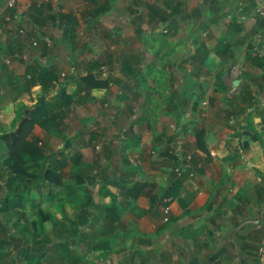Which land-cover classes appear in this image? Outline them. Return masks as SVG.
<instances>
[{
  "label": "crops",
  "instance_id": "0c3cea01",
  "mask_svg": "<svg viewBox=\"0 0 264 264\" xmlns=\"http://www.w3.org/2000/svg\"><path fill=\"white\" fill-rule=\"evenodd\" d=\"M26 1L18 0L9 8L8 0H0V90L10 87L9 99L16 106L13 120L19 105L33 107L43 94L40 82L30 89L26 88V83L38 69L35 60L44 45L46 49V41L47 44L52 41L50 32L58 30L61 33L63 28L68 30L62 33L64 39H71L74 44L78 34H84L81 30L87 32L86 27L91 31L101 25L100 21L106 26L110 23L109 34L119 40L116 42L120 43V38L124 39L122 36L127 37L126 52L139 55L152 53L150 48L157 44L152 39L162 37L160 44L164 50L176 56L163 64L171 77L168 84L183 87L200 85L196 76L204 68H212L213 57L225 59L216 50L217 44L230 45L225 56L233 46L243 44L251 33L264 45L261 40L264 38V19L256 11L258 0H95L94 3L90 0H57L31 9L25 7ZM119 3L128 6L130 18L120 17ZM59 13L66 17L63 26ZM34 41L39 44L38 48L31 46ZM75 48L73 45L70 49L74 52ZM111 48L123 49V46L114 44ZM55 71L59 75L61 70L56 68ZM69 72L74 75L75 68L70 67ZM136 72L134 83L139 84L143 78ZM234 80L232 77L227 83L232 87ZM58 81L59 77L54 80V86ZM62 83L66 87L69 84L61 81L59 85ZM241 84L243 90L248 85L245 80H240L239 86ZM78 86L76 84L73 92L67 91L76 93ZM109 87L92 88L91 94L104 98ZM117 88L113 85V92L116 93ZM237 88L232 87L233 91ZM58 89L52 88L47 98L54 99ZM252 91V103L260 104L259 111L244 104L240 97L239 103L230 111L217 113L207 109L208 117L217 119L214 124L196 125L198 129L194 126L188 135L187 130L177 136L174 130L163 131L160 138L165 144L159 149L150 137H146L149 144L138 146L142 138L138 140L139 136L136 138L127 129L121 131L125 127L118 128L114 124L108 126L105 122L98 130H89L80 143L84 147H98L105 158H108L105 153L117 152L113 147L121 135H130V145L135 147L123 150L122 164L118 163L116 168L110 165L108 173L104 170V180L114 182L108 184L111 194L107 193V188L105 193L99 190L102 182L97 184L99 187L94 192V197L97 193L107 198L103 209L107 223L94 225L91 220L87 225H80L78 234L73 233L78 226L74 225L71 237L62 239V235L46 244L50 255L42 263L261 264L258 250L264 241V92ZM30 93L32 99L27 103L25 97ZM22 94L25 96L21 97ZM211 94L206 96L208 102ZM174 95L179 103L174 106V117L185 112L181 110L187 107L186 101L193 112L200 115L196 110L202 104L197 105L200 95L187 97L183 92L172 93L170 97L174 98ZM240 103L241 109L237 107ZM9 105V100L0 101L1 110ZM33 129L35 132H31L30 137L46 131L39 125ZM140 132L137 133L141 135ZM92 134L97 135L93 142L90 141ZM176 137L181 138L180 145L176 144ZM177 149H182L186 158L180 173L176 171L178 161L170 155H175ZM113 158L115 156L110 157L111 163ZM137 182H146L143 192L136 196L132 191L128 195L127 190L133 189ZM165 207L170 208L168 220H165ZM70 227L66 225V229ZM4 257L10 263L13 257L16 264L27 263L20 254ZM0 261V264L8 262L2 257Z\"/></svg>",
  "mask_w": 264,
  "mask_h": 264
},
{
  "label": "rangeland",
  "instance_id": "374dc122",
  "mask_svg": "<svg viewBox=\"0 0 264 264\" xmlns=\"http://www.w3.org/2000/svg\"><path fill=\"white\" fill-rule=\"evenodd\" d=\"M121 2H123V0H121ZM119 4H121L120 17L125 19L130 18L128 15V6L123 3ZM100 22L101 25L97 26L95 23H90L92 26L97 27L96 30L89 31L87 27V32L81 30V32L84 31V34H78V38L75 39L74 44L72 42L73 40L64 39L62 35L64 31H61V33H59L58 30L50 32L52 36L50 35L49 37L52 41L48 44L46 41V49H44V45L41 50L42 53L35 60V68L38 67L36 71L52 70L54 67L61 70L58 76L59 83L54 87H50L51 89H57L61 81H67V84L69 83L67 89L73 92L76 88V84H80V82L77 81H80L83 76L88 75L89 71H91L90 69H92L93 74L98 79L109 81L110 87L109 90L106 91V96L104 98L93 96L91 94V89H86L85 86L82 85V89H80L79 92L78 89L76 90L75 102L70 106L69 110L66 111V116L62 124L59 127H52L50 130L41 131L38 135L40 145L44 148L56 152L63 150L66 152V155L70 157L77 154V152H81V163L80 165L76 164V168L78 167V169L83 168L80 166H91V171H93V173L100 170L103 172L105 170L108 173V171L111 170L110 165L116 168L119 164H122L121 157L123 150L125 151L127 148L135 147L134 145H130V135H121L122 137L118 139V144L116 147H113L117 149V152H115V154L112 152L111 155L105 153V156H108L109 159L115 156V158H113L114 162L111 163V159L109 160L107 157L105 158L101 155V149L98 147L89 146V148L82 146L80 143L81 138L86 135L89 130L96 131L100 127H103L101 125L105 122L108 126L114 124L117 125L118 128L125 127V129H121V131L127 129L128 133L134 134L136 138L139 136L138 140L142 138L141 143L138 141V146L143 145V143L144 145L145 143L146 145L149 144L146 137L153 138V142L157 143L154 146L159 149L165 144L160 138V133L163 131L174 130V135L177 136L178 133L187 130L186 135H188L193 130H191V128L200 127L201 125L207 126L206 123L211 126L214 124V120H217L216 118L213 119L211 115L208 117V112H206L207 109L208 111L214 109L213 111H217V113L221 110L230 111L239 103L241 92L245 89L248 91L256 89L258 93L264 92V45H261L260 41L255 39L254 33L249 34L243 44L233 46L225 59H219L216 56L213 57L211 62L212 68H204L201 74L196 76L201 81L200 85L196 86L191 84L183 87L179 85L174 86L173 83L170 85L168 84V79L171 77L163 64L176 56L173 57L172 53L168 54L166 52L167 50H164V47L160 44L162 37L152 39L154 44L157 43L150 48L152 53L143 55L130 54L126 52L127 48H124L128 38L122 36L124 39L120 38V43H117L116 41L119 40L109 34L110 29L108 25L111 24L106 23V26L102 21ZM54 35L55 37H53ZM261 40L263 41L264 38H261ZM114 44H121L123 49L116 48L114 50L111 48ZM73 45L76 47L74 52L70 49ZM38 46L39 44L35 45L36 48H38ZM70 67L75 68L74 75H70ZM128 68L130 71H128ZM141 70L144 72H141ZM136 71L139 72L140 78H143L139 84L134 83L135 77L137 76ZM196 72L197 71L193 73ZM232 77L242 81L245 80L248 84L247 87L243 90V85L241 84L238 86L237 90L233 91L232 87L235 85L233 84L231 87V84L227 83ZM169 81H171V79ZM252 84L254 86H252ZM113 85H116V88L118 87L116 93L115 91L113 92ZM83 91H85V94H82L84 93ZM183 92L186 93L187 97L193 94L200 95L197 105L199 103L202 104L199 108L198 106L196 107L200 115H196L193 109L189 107L191 106L189 102L186 101L187 107L181 110L182 113L185 110V115L181 113L182 115L179 117H174V108H176L174 106L179 105V103L175 95L174 98H171L170 95H172V93L180 94ZM208 93H212L209 96L210 102L206 99L208 98L206 97ZM25 94H22L21 97L25 96ZM249 94L251 93H247V95ZM10 95V87H6L2 92L0 90V101L9 100L10 102V105L6 109L1 110L0 108V132L15 129L12 120L16 106H14L12 100L10 101ZM100 95H103V92H100ZM25 99L28 103V100L32 99L31 93L30 96H26ZM243 102L244 104H248L246 101ZM241 106L242 104L240 103L237 107L241 109ZM252 106L256 111L261 109L260 104L256 103V101H254V105ZM35 129L31 132H35ZM138 130L139 132L142 131L140 132L141 135L137 133ZM31 132L29 133V138ZM122 138H125V140ZM172 141L174 144V140ZM177 141L176 144L180 145L182 140L181 138H177ZM94 145L97 144L94 143ZM99 145L101 146L102 144L99 143ZM179 150L180 149H177L175 152ZM52 155L53 153H51V156ZM6 157H8L7 150H0V168L6 166L4 163ZM72 165H74V162L70 161L69 168H71ZM140 170L141 169H139V171ZM66 175L70 176L66 180L68 184L69 180L72 179L71 176L73 173L67 172ZM98 187V185L95 186V192ZM70 193L71 192L67 189L65 192H57L56 196L57 198L60 196H68ZM0 196H3L1 188ZM106 200L107 198H103L102 195L96 193L94 202L87 206V209L91 211L90 213H92V215L95 214L98 216L99 221L91 218V220L97 223L95 225H104L107 223V216L103 211V209L106 208ZM35 201L40 202L42 208L50 211L55 216L54 222L56 224L49 220L45 225V232L47 236L52 239L45 241L46 238H44L42 242L48 244L52 242L53 239L62 237V235H64L62 239L71 237L70 232L74 227L72 220L75 219L77 208L70 202H65L63 206L65 212H63L59 204L55 201H47L45 197H36ZM109 202L112 203V200ZM24 210H26L30 219L34 220L37 218V211L35 209H31L26 205ZM15 217H17V215L14 213L9 215L0 214V220L3 224H11L0 225V240H5L9 233L11 234L17 231L14 229V225H12V222L15 221ZM66 225H71L70 229H66ZM2 227H6L5 230ZM44 236L45 234L42 237ZM37 240L38 239H33L31 236H28L26 243L28 246L36 245V247H40V242L36 243ZM12 241L10 245L4 243L8 248L5 252L6 254L19 252L21 247L25 246L23 245L24 242L20 239L17 240L15 238ZM0 255L3 256L2 258L4 260L8 261L7 263H10L9 259L4 257L6 256L5 254Z\"/></svg>",
  "mask_w": 264,
  "mask_h": 264
},
{
  "label": "trees",
  "instance_id": "16d2710c",
  "mask_svg": "<svg viewBox=\"0 0 264 264\" xmlns=\"http://www.w3.org/2000/svg\"><path fill=\"white\" fill-rule=\"evenodd\" d=\"M90 1L91 3L95 2V0ZM59 15H61L60 22L63 26L65 25L64 20L66 17L63 13H59ZM63 29L64 33L68 32L65 28ZM229 46L227 43H219L216 46V50L220 56L226 58L227 56L224 55V52L229 49ZM55 69L56 67L52 70H35L32 72V78L27 80L26 88L30 89L37 82H40L43 85V94L33 107H28L25 104L19 105L17 116L13 120L15 129L0 133V150H7L8 154L4 161L6 166L0 168V188L3 192V196H0V214L9 215L14 213L17 215L14 218L15 221L12 222L14 229L17 231L9 233L5 240H0V254L10 255L5 253L8 248L4 243L10 245L15 238L22 240L25 246L21 247L19 252L12 253L14 255H23L27 259V263L21 261L19 264H43L42 260L48 259L50 255L47 243L45 244L42 241H44V238H46L45 241L52 239L47 236L45 225L49 220L54 222L55 216L50 211L42 208L41 203L35 201L36 197H45L47 201H55L60 205L63 212H65L63 208L65 202H70L76 207L75 219L72 220V223L73 225H78L77 228L73 229V233L78 234L80 225H87L91 218L98 220V216H93L90 213L91 211L87 209V206L94 202L95 186L102 182L99 190L105 193L106 188L108 189V184L114 183L109 179L104 180L106 176L102 170H96L97 172L93 173L91 166L76 168V164L80 165L82 160L81 152H77V154L70 157L63 150L56 152L44 148L40 145L38 136L29 138V133L35 125H39L46 131L52 127H59L66 116V111L75 102L76 93H69L64 83L59 86L54 99L47 98L50 94V87L54 86L53 82L59 76ZM90 70L88 75L82 77L81 81L83 83L79 84L78 92L82 89V85L86 89L109 86V81L98 79L93 74L92 69ZM128 71H130L129 68ZM247 93L252 94L253 92L246 89L242 91L240 95L241 101H246L248 105H253V94L247 95ZM17 123H19L18 126ZM96 137V134H92L90 141L93 142L97 139ZM51 153H53L52 156ZM170 155L178 161L179 166L183 165L186 160L183 150L181 153L175 152V155ZM70 161L74 162L71 168H69ZM67 172L73 173L72 179L68 182L69 188L66 180L70 176L66 175ZM100 179L102 181H99ZM145 184L146 182L135 183L133 189L127 190V194L130 195L133 191L136 196L140 195ZM67 189L71 192L68 196L57 198V192H65ZM110 192H112L111 189H108L107 193L109 195L111 194ZM26 205L37 211L36 219L32 220L28 217L26 210H24ZM101 215L103 214L101 213ZM54 224L56 223L54 222ZM0 225L11 224H3L0 220ZM2 228L5 230L6 227ZM44 234L45 236L42 237ZM28 236L38 239L36 243L40 242V247H36V245L28 246L26 243ZM0 257L3 256L0 255ZM13 259L12 263L4 262L3 264H16L14 257Z\"/></svg>",
  "mask_w": 264,
  "mask_h": 264
},
{
  "label": "built area",
  "instance_id": "2783aa9c",
  "mask_svg": "<svg viewBox=\"0 0 264 264\" xmlns=\"http://www.w3.org/2000/svg\"><path fill=\"white\" fill-rule=\"evenodd\" d=\"M17 1L18 0H8L9 8L14 7L16 5ZM49 1L56 2L57 0H34V1L33 0H27L25 7L27 9H31L34 6L40 7V6L43 5V3H45V2L47 3ZM256 11L264 19V3L262 2V0H258ZM36 44H37V42L34 41L31 46H35ZM181 152H182V149H180L177 153H181ZM188 158H190V156ZM182 168H183L182 166H179V167L176 168V171L178 173H180L182 171ZM164 214H165V220H168L169 215H170V208L169 207H165L164 208ZM258 254H259V258H260L261 264H264V241H263L262 245L259 247Z\"/></svg>",
  "mask_w": 264,
  "mask_h": 264
},
{
  "label": "water",
  "instance_id": "95a60500",
  "mask_svg": "<svg viewBox=\"0 0 264 264\" xmlns=\"http://www.w3.org/2000/svg\"><path fill=\"white\" fill-rule=\"evenodd\" d=\"M239 83H240V80H239V79H235L233 84H234L236 87H238V86H239Z\"/></svg>",
  "mask_w": 264,
  "mask_h": 264
},
{
  "label": "clouds",
  "instance_id": "9594fccd",
  "mask_svg": "<svg viewBox=\"0 0 264 264\" xmlns=\"http://www.w3.org/2000/svg\"><path fill=\"white\" fill-rule=\"evenodd\" d=\"M33 8V7H32Z\"/></svg>",
  "mask_w": 264,
  "mask_h": 264
}]
</instances>
